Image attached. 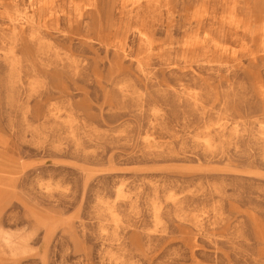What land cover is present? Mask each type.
Wrapping results in <instances>:
<instances>
[{"label": "rangeland", "instance_id": "obj_1", "mask_svg": "<svg viewBox=\"0 0 264 264\" xmlns=\"http://www.w3.org/2000/svg\"><path fill=\"white\" fill-rule=\"evenodd\" d=\"M0 264H264V0H0Z\"/></svg>", "mask_w": 264, "mask_h": 264}]
</instances>
